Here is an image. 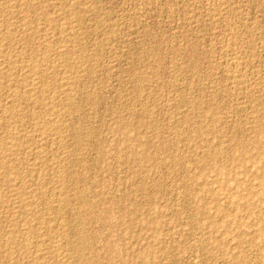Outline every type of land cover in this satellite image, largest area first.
Wrapping results in <instances>:
<instances>
[{
	"label": "rangeland",
	"instance_id": "rangeland-1",
	"mask_svg": "<svg viewBox=\"0 0 264 264\" xmlns=\"http://www.w3.org/2000/svg\"><path fill=\"white\" fill-rule=\"evenodd\" d=\"M2 43L0 264H264V0H0Z\"/></svg>",
	"mask_w": 264,
	"mask_h": 264
},
{
	"label": "bare ground",
	"instance_id": "bare-ground-1",
	"mask_svg": "<svg viewBox=\"0 0 264 264\" xmlns=\"http://www.w3.org/2000/svg\"><path fill=\"white\" fill-rule=\"evenodd\" d=\"M23 3V2H22ZM47 3V2H46ZM4 4V3H3ZM5 5V4H4ZM43 6V5H42ZM10 7V6H9ZM36 11V10H35ZM43 12V11H42ZM52 19V18H51ZM3 22V21H2ZM8 22V21H7ZM71 26V25H70ZM6 28H7V26H6ZM8 33H9V31H8ZM11 33V32H10ZM12 34V33H11ZM4 35H5V33H4ZM9 37V36H8ZM3 40V39H2ZM49 44V43H48ZM0 45H3V43L2 44H0ZM1 48V47H0ZM46 49V48H45ZM53 49V48H52ZM59 50V49H58ZM53 52V51H52ZM63 51H61V53H62ZM67 52V51H66ZM56 53V52H55ZM59 53V52H58ZM37 54V53H36ZM63 54V53H62ZM5 55V54H4ZM36 56V55H35ZM59 56H61V55H59ZM43 57V56H42ZM46 57H47V55H46ZM56 57V56H55ZM54 57V58H55ZM45 58V57H44ZM49 59H51V58H49ZM24 60V59H23ZM35 60V59H34ZM6 62V61H5ZM46 62H47V60H46ZM45 62V63H46ZM44 63V64H45ZM42 64H43V62H42ZM47 64V63H46ZM38 65V64H37ZM48 65V64H47ZM8 66V65H7ZM73 67V66H72ZM7 68V67H6ZM33 68H35L34 67V64H33ZM44 68V67H43ZM79 68V67H78ZM23 69V68H22ZM5 70V69H4ZM3 71V70H2ZM72 71V70H71ZM75 71V70H74ZM77 71V70H76ZM34 72V71H33ZM36 72V71H35ZM45 72V71H44ZM9 73V72H8ZM54 73V72H53ZM36 74V73H35ZM34 74V75H35ZM73 74V73H72ZM77 74V73H76ZM11 75V74H10ZM40 75V74H39ZM33 76V75H32ZM12 77V76H11ZM26 80H27V78H26ZM34 80V79H33ZM38 80V79H37ZM39 83V82H38ZM35 84H36V82H35ZM68 84V83H67ZM29 91H30V89H29ZM45 92V91H44ZM49 92H51V91H49ZM29 93V92H28ZM32 93V92H31ZM22 96V95H21ZM38 96V95H37ZM47 96V95H46ZM52 100V99H51ZM45 102V101H44ZM41 104V103H40ZM45 104V103H44ZM76 107V106H75ZM60 112V111H59ZM8 115V114H7ZM32 116H34V115H32ZM59 116V115H58ZM34 119V118H33ZM37 127V126H36ZM54 127V126H53ZM55 130V129H54ZM38 135V134H37ZM15 137V136H14ZM42 137V136H41ZM12 138V137H11ZM18 139V138H17ZM10 146H11V143H10ZM13 146V145H12ZM11 146V147H12ZM8 147V146H7ZM6 147V148H7ZM9 148V147H8ZM14 148V147H13ZM9 151V150H8ZM2 157V156H1ZM10 167V166H9ZM6 169V168H5ZM11 171V170H10ZM57 172V171H56ZM6 174V173H5ZM12 175V174H11ZM11 178V177H10ZM5 180H7V179H5ZM3 182H4V180H3ZM22 182V181H21ZM22 204V203H21ZM40 223V222H39ZM41 224V223H40ZM36 226V225H35ZM38 227V226H37ZM37 227H35L36 229H37ZM51 227V226H50ZM40 229V228H39ZM32 231V230H31ZM65 232V231H64ZM24 235V234H23ZM29 235V234H28ZM23 239L24 240H26V241H30V238L27 236V235H24L23 236ZM31 240H33L32 238H31ZM23 241V240H22ZM7 242V241H6ZM24 242V241H23ZM64 244V243H63ZM81 246V245H80ZM39 251V250H38ZM11 255V254H10Z\"/></svg>",
	"mask_w": 264,
	"mask_h": 264
}]
</instances>
